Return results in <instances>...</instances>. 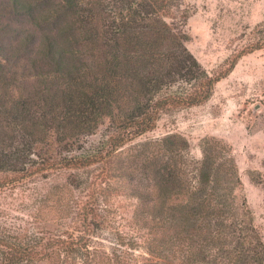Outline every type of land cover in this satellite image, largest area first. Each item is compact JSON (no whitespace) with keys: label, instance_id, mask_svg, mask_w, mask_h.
<instances>
[{"label":"trees","instance_id":"1","mask_svg":"<svg viewBox=\"0 0 264 264\" xmlns=\"http://www.w3.org/2000/svg\"><path fill=\"white\" fill-rule=\"evenodd\" d=\"M188 13L179 0H0V196L26 219L0 228V264H264L229 149L205 142L186 171L175 133L127 147L222 77L187 49ZM263 49L259 36L240 56ZM115 179L133 230L106 254L92 238Z\"/></svg>","mask_w":264,"mask_h":264},{"label":"rangeland","instance_id":"2","mask_svg":"<svg viewBox=\"0 0 264 264\" xmlns=\"http://www.w3.org/2000/svg\"><path fill=\"white\" fill-rule=\"evenodd\" d=\"M179 3L189 12L187 49L211 76L222 77L207 102L165 113L153 133L135 139L127 147L175 133L187 141L183 156L188 171L190 161L202 158L205 142L211 148L221 143L235 159L241 182L237 195L245 199L264 243V49L240 56L247 45L259 36L264 37V0H179ZM258 27L261 34L255 35ZM234 61V67L223 75ZM116 171V175L122 173L119 167ZM113 181L110 195L115 210L95 228L92 238L93 244L106 254L118 253L117 243L121 239L130 243L133 230L130 219L135 199L130 196L126 182ZM16 202L13 195L0 196V228L20 225L23 216L16 212ZM23 220L26 221L24 217ZM141 251L142 248H137L131 254Z\"/></svg>","mask_w":264,"mask_h":264}]
</instances>
